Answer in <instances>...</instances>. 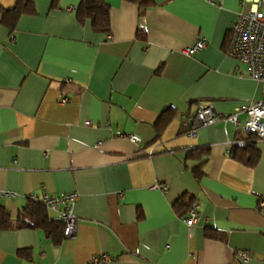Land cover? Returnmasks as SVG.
Returning a JSON list of instances; mask_svg holds the SVG:
<instances>
[{
	"label": "crops",
	"instance_id": "crops-1",
	"mask_svg": "<svg viewBox=\"0 0 264 264\" xmlns=\"http://www.w3.org/2000/svg\"><path fill=\"white\" fill-rule=\"evenodd\" d=\"M80 1L32 0L35 12L12 31L0 23V205L14 223L31 196L78 194L72 237L54 244L39 229L0 230V264H88L103 253L101 264H264V140L251 167L227 151L245 136L244 113L238 127L188 132L199 102L227 115L262 97L226 53L251 0H152L143 14L136 2L105 0L108 33L77 19ZM199 38L205 46L185 54ZM167 106L176 114L158 130ZM198 148L208 151L190 153ZM184 195L198 210L189 226L173 205Z\"/></svg>",
	"mask_w": 264,
	"mask_h": 264
},
{
	"label": "built area",
	"instance_id": "built-area-1",
	"mask_svg": "<svg viewBox=\"0 0 264 264\" xmlns=\"http://www.w3.org/2000/svg\"><path fill=\"white\" fill-rule=\"evenodd\" d=\"M205 46L204 38H199L191 46L183 49L185 54H191ZM226 53L237 58L245 65L249 76L258 81L262 88V97L255 100L251 105L240 106L227 115L217 114L211 103L199 102L196 111L189 116L190 127L189 134H196V129L202 125H213L216 123L231 122L236 127L240 126L238 114L244 113L245 120L241 125L242 131L245 135L254 134L258 140H264V0H251V6L246 11H240L237 15L236 21L231 28V41ZM61 101H65L62 98ZM85 124H90L89 121ZM133 141H138L136 135L127 136ZM229 152V149L227 150ZM154 188L166 192L167 186L164 183L153 184ZM39 199L48 210L57 211L59 205L63 206L61 211V218L65 220V227L63 237H72L76 231V219L71 214V205L77 199L78 194L75 191L68 193H60L56 195H44ZM259 206H264V199L259 200ZM198 216L197 204L192 202L187 210V214L182 218L186 225H192ZM237 256L243 260L250 257L247 250H240ZM107 254H93L88 260V264H101L109 260Z\"/></svg>",
	"mask_w": 264,
	"mask_h": 264
},
{
	"label": "trees",
	"instance_id": "trees-1",
	"mask_svg": "<svg viewBox=\"0 0 264 264\" xmlns=\"http://www.w3.org/2000/svg\"><path fill=\"white\" fill-rule=\"evenodd\" d=\"M57 1L58 0H52V7L56 6ZM128 1L136 2L141 6L139 11L140 14H143L144 8L152 2V0ZM34 12L35 7L32 0H17L16 4L11 8L0 7V23L3 24L9 31H12L19 16L22 14H33ZM76 17L79 21L88 18L90 20L92 30L96 32L108 33L110 30L109 7L105 0H81L76 9ZM175 114L176 110L174 107H165L154 122L156 128L158 130L164 129L173 119ZM257 142V137L254 134L249 133L241 140L236 141L231 145L229 154L234 160L252 167L256 164L259 157ZM207 151V148H198L192 150L190 153L199 157L206 154ZM203 163L204 160L192 168L194 176L197 179H200L203 176ZM191 203L192 200H188L187 195H184L177 199L173 205L177 210L181 208L188 210ZM48 212L49 210L43 202L39 199L30 197L21 210H19L14 223H12L9 211L3 205H0V230H6L12 226L39 229L52 243L60 244L63 240L65 220L63 218H50Z\"/></svg>",
	"mask_w": 264,
	"mask_h": 264
}]
</instances>
